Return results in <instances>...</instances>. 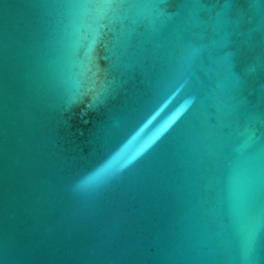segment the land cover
<instances>
[{
  "label": "water",
  "instance_id": "1",
  "mask_svg": "<svg viewBox=\"0 0 264 264\" xmlns=\"http://www.w3.org/2000/svg\"><path fill=\"white\" fill-rule=\"evenodd\" d=\"M0 264H264V0H0Z\"/></svg>",
  "mask_w": 264,
  "mask_h": 264
}]
</instances>
